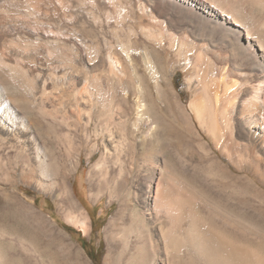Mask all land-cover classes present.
<instances>
[{"label": "bare ground", "instance_id": "bare-ground-1", "mask_svg": "<svg viewBox=\"0 0 264 264\" xmlns=\"http://www.w3.org/2000/svg\"><path fill=\"white\" fill-rule=\"evenodd\" d=\"M100 149L105 264H264V0H0V191L65 240L19 186L52 194L88 232L70 178Z\"/></svg>", "mask_w": 264, "mask_h": 264}, {"label": "rangeland", "instance_id": "rangeland-1", "mask_svg": "<svg viewBox=\"0 0 264 264\" xmlns=\"http://www.w3.org/2000/svg\"><path fill=\"white\" fill-rule=\"evenodd\" d=\"M176 75H178L177 81L180 87L176 83ZM128 79L131 80L130 77H128ZM173 82L179 94H181L183 101L186 103L189 102L192 93L188 87L186 71L177 69L173 73ZM100 153L101 149L93 159H88L87 155L83 153V155H81L82 158L80 157L81 166L79 165L78 170L74 172L70 178V185L74 190L75 196L81 200L90 212L93 228L89 229L88 232H84L79 226L65 219V216L58 210L56 197L52 194L42 192L24 183L19 186L21 193H24V195H27L32 200L34 199L35 204L39 208L43 209L48 215H52L53 219L56 220L58 228L62 229L67 235L68 239L66 238L65 240L60 239L58 236L54 237L55 235L51 231H42L26 213L19 210L17 206L0 191V228H5L11 233L9 234L10 236L8 235L6 238H3L5 239L3 243L4 245L6 244L5 246L7 247L9 255H14L15 258L12 257L14 261H16V264L20 263L18 259H20L19 255H21V250H19L21 249L20 244L15 239L16 234L26 237L29 236L28 238L31 239L34 238L33 240L44 254L46 264H105L104 261L107 254L105 227L111 215L118 208V203L113 202V204H110L107 196H103L98 200H94L90 196L88 170L91 163L97 159ZM0 240H2L1 237ZM68 241L70 243H68ZM11 245L15 249L18 248L14 250ZM8 246L10 248H8ZM9 249L12 250L9 251ZM30 255L32 256V253H30Z\"/></svg>", "mask_w": 264, "mask_h": 264}, {"label": "trees", "instance_id": "trees-1", "mask_svg": "<svg viewBox=\"0 0 264 264\" xmlns=\"http://www.w3.org/2000/svg\"><path fill=\"white\" fill-rule=\"evenodd\" d=\"M177 76H178V75H176L175 79H176V83L179 85V82L177 81ZM178 85H177V86H178ZM179 87H180V85H179Z\"/></svg>", "mask_w": 264, "mask_h": 264}]
</instances>
